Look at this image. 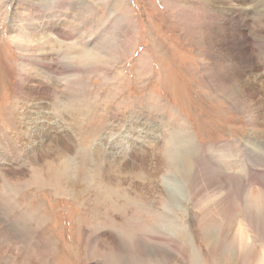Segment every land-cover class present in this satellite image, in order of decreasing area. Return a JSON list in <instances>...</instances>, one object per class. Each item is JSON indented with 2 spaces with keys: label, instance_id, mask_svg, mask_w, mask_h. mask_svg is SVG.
Here are the masks:
<instances>
[{
  "label": "rangeland",
  "instance_id": "374dc122",
  "mask_svg": "<svg viewBox=\"0 0 264 264\" xmlns=\"http://www.w3.org/2000/svg\"><path fill=\"white\" fill-rule=\"evenodd\" d=\"M263 113L264 0H0V264H264Z\"/></svg>",
  "mask_w": 264,
  "mask_h": 264
},
{
  "label": "bare ground",
  "instance_id": "6f19581e",
  "mask_svg": "<svg viewBox=\"0 0 264 264\" xmlns=\"http://www.w3.org/2000/svg\"><path fill=\"white\" fill-rule=\"evenodd\" d=\"M85 53V52H84ZM87 53V52H86ZM78 114H75V112H73V114H71V116H70V119H71V123H72V121H76L75 119L76 118H78ZM80 117V116H79ZM256 117H257V120H256V118H255V120H254V122L255 123H253L252 125H259V126H264V113H263V115H261V114H257L256 115ZM257 129V128H256ZM260 129V128H259ZM37 131V130H36ZM263 131V130H262ZM256 132L257 131H255L254 132V134L256 135ZM261 132V131H260ZM36 134V133H35ZM28 136V135H27ZM263 137V136H262ZM38 138V137H37ZM182 139V138H181ZM258 139H259V137H258ZM257 139V140H258ZM188 140H189V138H188ZM257 142V141H256ZM262 142V141H261ZM62 144L64 145V147H63V149H62V151H70V149L68 148V147H65V144L63 143V141H62ZM260 144V143H259ZM179 146V145H178ZM180 147V146H179ZM182 147L183 148H185V146H184V144L182 145ZM59 150H60V148H59ZM94 153L95 154H92V156H93V159H92V161L95 163V162H97V163H99V154H100V151H99V148L97 147L96 148V150L94 151ZM91 155V154H90ZM182 156H184V158H186L187 159V154H181ZM172 157H175L174 155L172 156ZM90 158H91V156H90ZM89 158V159H90ZM95 165V164H94ZM98 166V165H97ZM107 167H112V165L111 166H107ZM94 168V167H93ZM98 169H101V168H98ZM143 170V169H142ZM99 171V170H98ZM98 171H96V172H98ZM106 169L103 171V173H102V178H103V180H104V182L105 183H107L108 184V182L110 183V181H111V178H108L107 177V174H106ZM146 171V170H145ZM95 173V172H94ZM111 177V176H110ZM57 178H59V177H57ZM72 180V179H71ZM70 180V182H68V185L69 186H74V182L73 181H71ZM76 181V180H75ZM77 182V181H76ZM117 183V182H116ZM119 183V182H118ZM103 189V188H102ZM100 192V191H99ZM195 255V254H194ZM197 256V255H196ZM194 263H196V262H194Z\"/></svg>",
  "mask_w": 264,
  "mask_h": 264
}]
</instances>
